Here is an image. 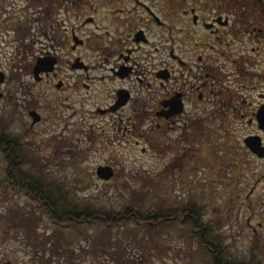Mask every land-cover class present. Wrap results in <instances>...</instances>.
Here are the masks:
<instances>
[{"label":"flooded vegetation","instance_id":"flooded-vegetation-1","mask_svg":"<svg viewBox=\"0 0 264 264\" xmlns=\"http://www.w3.org/2000/svg\"><path fill=\"white\" fill-rule=\"evenodd\" d=\"M79 112L102 122L86 126L90 144L97 128L108 147L129 135L142 153L169 135L170 152L194 150L179 158L192 166L206 146L222 153L234 178L213 169L225 209L234 214L231 202H243L245 257L201 258L204 246L229 245L227 210L207 227L200 221L197 259L156 257L157 244L133 239L94 252L61 241L39 201L18 188L28 181L13 175L29 156L43 160L35 144L49 157L67 149ZM112 162L95 169L115 173ZM0 264H264V0H0Z\"/></svg>","mask_w":264,"mask_h":264},{"label":"rangeland","instance_id":"rangeland-1","mask_svg":"<svg viewBox=\"0 0 264 264\" xmlns=\"http://www.w3.org/2000/svg\"><path fill=\"white\" fill-rule=\"evenodd\" d=\"M87 111L90 110L88 109ZM80 114L79 112V114L77 113L72 118L74 126L70 128L72 132L70 133L69 131L68 133L70 134L68 148L61 149V152L54 156L55 158L49 157V148L40 147L39 145L41 144H35L31 147V149H35L43 157V160L40 161L41 166L38 169L44 175H47L45 177L46 182L51 186L53 185L52 187L56 189L50 195V198L54 199L55 204L57 202L56 199L59 200V193L56 191H59L58 184L61 182L65 183L63 188L70 190L75 201L80 206L82 205V201L86 200L90 205L89 208L94 205L96 207L105 206L121 210V206L131 205L137 207L144 203V206L147 208L156 207L157 209L154 213H157L159 212V207L155 205L168 207L171 203L175 208L183 205L181 211L177 212L180 214L181 212H188L184 205L186 199H189V204L195 202L197 206H203L199 207L198 214L195 215L196 217L199 215L198 225L201 222H205L207 227V221L210 216H216V218L218 216L223 217V214L227 210L226 215H230L231 219L230 223L222 229V232L227 233L230 231L232 239L226 237V242L229 243L226 246V255H229L230 258L245 257L243 202H231L235 208L234 214L237 213L236 217L228 209H225L229 204L225 202L227 191L223 189L218 190L217 175L213 169H218L217 174L219 173L221 176L226 175L228 179L234 178L233 174L225 167L222 153L217 149H213V146L211 149L206 146L203 160L201 162L196 161V165L192 166L190 163H181V159L179 158L184 156L183 159L186 160L188 156L195 157L194 150L188 152L187 155L179 153L182 150L170 152L166 148L168 145L163 144L170 142L168 139L171 140L172 138L169 135L163 137L159 134L156 137V144L154 143L156 148L152 149L144 144L146 151L142 153L139 149L143 143L137 145L135 143L136 139L129 135L124 138H114L110 147H108L109 143H105L104 137L101 135L102 130L97 128H92L93 133L91 134H93L94 142L90 144L88 139L85 138V134H83L87 130L86 126L99 124V127H102V122L96 118L85 119ZM62 145L67 146L66 141ZM110 159L115 164L116 171L112 180L107 183L102 182L95 175V165L97 162L103 163ZM239 183H241L240 187L242 188L244 186L243 181H237V185ZM9 202L10 206L13 205L20 207V209H27L25 205H15L16 202L14 200ZM216 210L218 211L215 212ZM219 210H221L220 213ZM201 212H203L204 220L201 219ZM209 225L214 228L213 223H209ZM221 227L219 228L221 229ZM100 228L101 226H94L83 229L84 236L83 234H77V244L74 247L79 249V247L93 244L92 252H94L105 241H132V239L139 241L137 240L139 239L138 237H142L140 233H138V236L135 235L137 233H135V226L132 223L129 224L128 229L122 228L120 231L108 232L104 235L103 239H100L101 231H98ZM44 229L45 237H47V229ZM126 231L127 234H124ZM180 232V225L174 224L165 234H161L156 238L158 243L149 240V242L157 244V248L154 247L156 249L152 255L156 257H172L175 255L179 258L189 257L197 259L199 251L195 241L186 243L187 241L182 237L183 234ZM208 232L209 229L207 230ZM70 234V232L63 233V239L68 241L73 240L75 235L72 236ZM140 241L148 242L146 239H141ZM185 246H187L186 249ZM89 247L91 248V246ZM169 248H171L172 252L168 254ZM91 256L100 255L93 253ZM201 258H207L203 251ZM224 258L228 257L224 256Z\"/></svg>","mask_w":264,"mask_h":264},{"label":"trees","instance_id":"trees-1","mask_svg":"<svg viewBox=\"0 0 264 264\" xmlns=\"http://www.w3.org/2000/svg\"><path fill=\"white\" fill-rule=\"evenodd\" d=\"M40 166V161L36 156H29L28 169L23 167L22 169L16 170V174H19L13 175V177L28 181L26 185H19L18 188L25 192L34 201H39V209L44 210L47 215H49L50 219L52 221L54 220L53 222L60 227L61 241L64 240L62 237L64 229H67L68 232L71 233L70 235H75L73 239H77V234H83L84 236L81 226L90 223L101 226V228L98 229V231H101L100 239H103L104 235L110 232L113 226H117V229L119 228L118 231H120V227L128 229L129 224L132 223L135 226V233H137L135 235L138 236V233L142 235V237H138L139 239L136 238L139 241L141 239H146L148 242L150 240L151 242L156 241V243H158L156 238L167 232L166 230H163L164 227H171L174 224L180 225L181 230L183 225H188L187 231L185 233L181 232V234H183L189 242L195 241L197 243L198 241L199 233L197 228L199 215L197 217L195 215L198 214L199 207L195 202L188 205V212H181L178 214L177 212L181 211V207H183V205H181L174 209V211L172 210L171 214L168 213L164 215H156L158 212L154 213L156 211L155 208H147L144 206V203L137 207L126 205L121 207V210L105 206L96 207L94 205L89 208L90 205L86 201H82V205L80 206L75 201L70 190L63 188L65 183L63 184L61 182L58 184L59 191H56L59 193V200L56 199L57 202L55 204L53 201L54 199L50 198V195L56 189L52 187L53 185L51 186L46 182L45 177H47V175H44V173L38 169ZM42 184V189L38 191V187ZM38 196H42V199H37ZM50 210H56V216L58 217L53 219L50 216ZM131 211H134L135 214H131ZM88 217L90 218L89 221L86 220ZM80 219L84 222L82 223L79 221ZM213 226L214 228H219L222 224L219 222ZM202 251L207 258L230 257L229 255H226V249L224 248L210 249L208 246H204Z\"/></svg>","mask_w":264,"mask_h":264},{"label":"water","instance_id":"water-1","mask_svg":"<svg viewBox=\"0 0 264 264\" xmlns=\"http://www.w3.org/2000/svg\"><path fill=\"white\" fill-rule=\"evenodd\" d=\"M96 174L100 179L107 181L113 176V169L111 167L101 166L97 168Z\"/></svg>","mask_w":264,"mask_h":264}]
</instances>
